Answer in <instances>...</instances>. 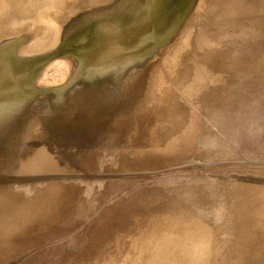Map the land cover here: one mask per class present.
<instances>
[{
    "label": "rangeland",
    "instance_id": "rangeland-1",
    "mask_svg": "<svg viewBox=\"0 0 264 264\" xmlns=\"http://www.w3.org/2000/svg\"><path fill=\"white\" fill-rule=\"evenodd\" d=\"M37 1L0 41V123L14 112L18 142L39 137L28 164L0 128L2 159L26 162L0 157V264H264V0H170L157 20L151 6L140 31L112 32L129 51L88 30L142 0L124 16L122 0H68L54 19Z\"/></svg>",
    "mask_w": 264,
    "mask_h": 264
},
{
    "label": "bare ground",
    "instance_id": "bare-ground-1",
    "mask_svg": "<svg viewBox=\"0 0 264 264\" xmlns=\"http://www.w3.org/2000/svg\"><path fill=\"white\" fill-rule=\"evenodd\" d=\"M13 0H11V1H8V2H5V0H4V2H5V5L4 6H2L1 5V0H0V9L2 8V10H1V13L0 14H2V13H6L7 15H8V18H9V20L11 19V21H9L8 19H6V18H1L0 19V30L2 31V34L0 35V41L1 42H5V41H7L8 39H10V38H12V37H20V36H24V35H18V34H16V33H12V27H13V25L12 24H15V22L16 21H18V19L19 20H21L20 18H23V19H26V18H28V19H35L36 18V14H35V16H32V15H29V16H26L27 15V13H28V11H29V9L31 10L33 7H35V5L36 4H34V2L36 1L37 3H38V1L37 0H26V1H31V2H28V3H26L24 0H21V2H17V3H15L16 5H13V3L14 2H12ZM16 1V0H15ZM47 1V0H46ZM101 1H103V0H101ZM121 1V0H120ZM124 0H122V2H120L118 5H120L124 10H123V16L126 14V12L128 11V6L126 7L125 5L127 4L128 5V2L129 1H131V0H125V2H123ZM133 1H137V0H133ZM143 1V0H142ZM141 1V2H142ZM174 1V0H173ZM173 1H170L169 0V2L167 1V3H165V2H163L162 3V0H150V2L147 4V6H145L146 4H143L142 5V3L141 2H138L137 4H136V7L135 8H133V13H136V14H138V16H137V18L134 16V15H132L131 16V18L129 19V17H128V19H129V21L128 22H126V23H122V22H119V23H116V22H118V21H121V20H117V21H115V20H108L109 22H107L106 21V24H104V23H100V24H98V23H96L97 24V26L95 27V25H94V27L92 28V29H89L88 30V33H89V36H88V39L90 40V39H98V38H101V37H103V36H105V34H107V33H109V32H116L117 31V29H118V31H123V30H126V31H129L130 33L132 32H135V31H137V29L140 31V29L139 28H141L142 27V24H144L146 21V19L149 17V15H148V13L146 12V11H148L149 10V8L152 6V9H154L153 11H148V12H151V13H154V19L157 17V18H162V17H164V16H168L169 14H172L171 12H172V8H173V6H172V4H170V2L172 3ZM175 1H177L178 2V0H175ZM187 1V2H186ZM228 1V0H227ZM226 0L224 1H222L220 4H217V6L215 7V8H224V6H228L227 4H226V2H227ZM236 1H238V0H234V2H232L231 0H229L228 1V3H229V5L230 6H233V5H235L236 4ZM35 2V3H36ZM44 2V1H43ZM116 2V1H115ZM118 2V1H117ZM135 2H134V4H135ZM146 2V1H145ZM184 2H186V3H188V0H185ZM217 2H219L218 0H217ZM3 3V2H2ZM45 3H47V2H45ZM61 3H67V5L69 6V4H70V1H68V0H50L47 4H43V5H41V6H44L43 8L46 10H49V9H53L54 11L56 10V13H54V14H51V16H50V19H54V17L56 16V14H57V10H58V7H57V9L55 8V5H58V6H61ZM93 3V2H92ZM92 3H91V5H92ZM124 3V4H123ZM186 3H184V5H186ZM4 4V3H3ZM60 4V5H59ZM94 4V3H93ZM116 4V3H115ZM114 4V5H115ZM133 3H132V5H134ZM175 4V3H174ZM216 4V3H215ZM67 5H66V7H67ZM129 5H130V3H129ZM183 4H182V6H184ZM2 6V7H1ZM135 6V5H134ZM179 6V5H178ZM38 7V6H37ZM131 7V6H130ZM133 7V6H132ZM175 7H176V4H175ZM62 8V7H61ZM60 8V9H61ZM64 8H65V6H64ZM63 8V9H64ZM69 8V7H68ZM67 8V9H68ZM38 9V8H37ZM151 9V8H150ZM191 9V8H190ZM33 10H34V8H33ZM221 10V9H220ZM62 11V10H61ZM97 11V10H96ZM40 12V11H39ZM63 12V11H62ZM132 12V11H131ZM94 14V13H93ZM129 14V13H128ZM173 14H174V12H173ZM90 15V14H89ZM84 15L82 14V13H77L76 14V16L74 17V19H73V22L71 23V24H64V23H62V25H59V26H55V27H58L59 28V31L61 32V33H63V32H65V33H68V30L73 26V24L75 23V24H77L78 22H79V20H80V18L81 17H83ZM92 16V15H91ZM129 16V15H128ZM170 16V15H169ZM172 16V15H171ZM26 17V18H25ZM87 17H89V16H87ZM140 17V18H139ZM85 18V17H84ZM84 18H82V19H84ZM157 18H156V20H157ZM91 19V18H90ZM37 20L38 19H36L35 21L34 20H32L30 23H28V24H25V28H27V26L26 25H28V26H30V27H32L33 25H35L34 27H35V31H38V26H37V24H38V22H37ZM81 21V20H80ZM123 21V20H122ZM143 21H145V22H143ZM103 22H105V21H103ZM162 23H163V19H162V21H161ZM160 21H159V23L160 24H162ZM165 22H166V20H165ZM165 22H164V24H165ZM80 23V22H79ZM159 23H157V24H159ZM160 24H159V26H160ZM12 25V27L10 28V26ZM79 25V24H78ZM78 25H76V26H78ZM83 25H84V23H83ZM86 25H87V23H86ZM81 26V25H80ZM29 27V28H30ZM144 27H145V25H144ZM146 27H148V26H146ZM29 28H27V29H29ZM143 28V27H142ZM141 28V29H142ZM160 28V27H159ZM81 29V28H80ZM146 31H147V29L146 28H144ZM8 32H7V31ZM83 30V29H82ZM81 30V31H82ZM144 30V31H145ZM150 30V29H149ZM153 30V28L150 30V32ZM180 30H181V28H180ZM4 31V32H3ZM6 31V32H5ZM56 31V30H55ZM79 31V30H78ZM129 32H124V33H126V35H129L130 33ZM149 31H148V33H150ZM153 32V31H152ZM151 32V33H152ZM1 33V32H0ZM83 33H85V32H83ZM150 33V34H151ZM113 34V33H112ZM144 34V33H143ZM142 34V35H143ZM146 34V33H145ZM155 34V33H154ZM75 35V34H74ZM114 35V37H116L115 36V34H113ZM149 35V34H148ZM3 36H7V38H3ZM95 37V38H94ZM146 37H148L149 38V36H147V34H146ZM153 37V36H152ZM151 37V38H152ZM136 39H137V36H136ZM139 39H141V38H139ZM139 39H137V40H134V41H138ZM10 40H12V39H10ZM14 40V39H13ZM113 39H111L110 41H108L107 42V44H106V46L108 47V46H110L111 44H113V45H116L117 44V46L118 47H122L123 48V50H125V51H129V48H130V43L129 42H127V41H125L124 42V40H122V38H120V37H116L113 41H112ZM103 41V40H102ZM102 41L100 42V41H95V43L94 44H99V43H102ZM131 41V40H130ZM11 42V41H10ZM105 42V41H104ZM140 42V41H139ZM141 43V42H140ZM140 43H138V45L140 44ZM93 44V45H94ZM133 44V47L134 46H137V44H136V42H133L132 43ZM117 46H115V47H117ZM78 49V48H77ZM80 51V50H79ZM1 53V52H0ZM6 53H7V51H6ZM9 54V53H8ZM11 54V53H10ZM156 54H158V53H156ZM107 55H111V53H109V54H107ZM13 58V57H12ZM10 60H11V56L9 57H6V58H2V56L0 57V61L2 62V63H4V64H8V62H10ZM13 60H15V59H13ZM30 62V61H29ZM122 62H124V60L123 59H121V58H116L115 60H113V59H108V62L106 63V65H104V66H106V67H115L117 64L118 65H120V64H123ZM11 65H13V63L11 64ZM24 65V64H23ZM28 65V64H27ZM16 66V65H15ZM22 66V65H21ZM20 66V67H21ZM113 70V69H112ZM31 71H33V70H31ZM106 71H108V70H106ZM21 72V71H20ZM93 72V71H92ZM11 73V72H10ZM19 73V72H18ZM34 73V72H33ZM88 73V72H87ZM90 73V72H89ZM100 73V72H99ZM98 73V74H99ZM106 73V72H105ZM32 74V73H31ZM102 74V73H101ZM13 75V74H12ZM25 75H27V74H25ZM105 75H107V74H105ZM11 76V75H10ZM16 76V75H15ZM34 76V75H33ZM36 76V75H35ZM100 76V75H99ZM27 77V76H26ZM21 80V79H20ZM25 80V79H24ZM28 81V80H27ZM93 83H96V82H92L91 84L93 85ZM97 85V84H96ZM33 88V87H32ZM95 88V85H93V88L92 89H94ZM98 89V88H97ZM30 90V89H29ZM32 90V89H31ZM71 90V89H70ZM100 90V89H99ZM99 90H97V91H99ZM93 91V90H92ZM94 91H95V89H94ZM58 93V92H57ZM32 95V94H31ZM133 94H131V95H129L128 96V99L127 100H129L130 98H132V100H134L135 98L132 96ZM139 96H142L143 98H144V96H145V99L147 98V96H148V94H147V92L145 93V91H141V93L139 94ZM31 97V96H30ZM15 98V97H14ZM19 98H17V100H18ZM24 99V98H23ZM28 99V98H27ZM31 99V98H30ZM144 99V100H145ZM21 101H22V99H21ZM28 102H30V101H28ZM27 102V103H28ZM26 103V102H25ZM43 104H45V102L43 103ZM10 105V104H9ZM8 105V106H9ZM15 105V104H14ZM29 106H30V104H28ZM35 105V104H34ZM7 106V105H6ZM24 107L23 108H26L25 107V105H23ZM45 106V105H44ZM100 107H104V108H106L107 107V104H105L104 103V105H102V106H100ZM6 108V107H5ZM13 109H16L15 108V106L14 107H12ZM28 108V107H27ZM103 108V109H104ZM108 108V107H107ZM106 108V109H107ZM0 109H2V108H0ZM44 109V108H43ZM100 109V108H99ZM89 110V109H88ZM18 111H19V109H18ZM22 111V110H21ZM45 111V110H44ZM5 112V111H4ZM82 112V111H81ZM13 114H14V112H12ZM17 113V112H16ZM91 113H93V112H91ZM90 113V114H91ZM12 114V116H9V117H11L12 119H15L14 121L16 122H18V120L17 119H19L20 120V118L22 119V116L20 117V115L18 116V114H17V116H15V115H13ZM79 115L80 113H74L73 114V116H75V115ZM1 115V114H0ZM9 115H11V114H9ZM35 115V114H34ZM89 115V114H88ZM87 116V115H86ZM90 116V115H89ZM92 116H94V115H92ZM18 117H20V118H18ZM24 117H25V114H24ZM35 117V116H34ZM80 117V116H79ZM83 117H84V115H83ZM43 118V115L42 114H40V119H42ZM73 118V117H72ZM75 118H77V117H75ZM39 119V120H40ZM8 120V119H7ZM7 120H4V122H5V125H4V122H2V123H0V128H1V131L3 132V130L2 129H4V133L7 135V133L10 135L11 134V136H9V137H12V133L13 132H11L10 130H14V126H15V128H18V123L16 122V123H14V125H11V126H9L10 124L8 123V121ZM92 120H93V118H92ZM72 120H70V122H71ZM73 121H74V118H73ZM97 121V120H96ZM20 122V121H19ZM36 122V121H35ZM69 122V123H70ZM75 122V121H74ZM87 120L85 119L84 121H83V126L84 127H86L88 124H87ZM92 122V121H91ZM49 122H47V121H45V122H42V124H41V126H42V128H43V130H44V135L43 136H45L48 140L50 139V137L52 136V134H51V132L50 131H53V130H55L54 128L55 127H53V126H50L49 124H48ZM93 123H95V120H94V122ZM15 124H17V125H15ZM68 123L67 122H65L64 124H63V126H66ZM92 124V123H91ZM17 126V127H16ZM12 128V129H11ZM20 128V127H19ZM77 128V127H76ZM70 129V128H69ZM20 130V129H19ZM65 130V129H64ZM68 130V129H67ZM1 131H0V133H1ZM6 131V132H5ZM7 131H10V133L9 132H7ZM22 131V130H21ZM20 131V132H21ZM63 131V130H62ZM71 131V130H70ZM74 131V130H73ZM20 132H19V134H20ZM42 132V131H41ZM15 133L17 134L18 133V131L16 132V131H14V135H15ZM23 133V132H22ZM21 133V134H22ZM20 134V135H21ZM24 134V133H23ZM26 134V133H25ZM13 135V136H14ZM35 135V134H34ZM4 136V135H3ZM8 136V135H7ZM15 136H17V139L16 138H13L12 137V141H10V142H8V143H10V144H8L9 146H10V148H9V146L6 144L7 143V141L5 142V146L7 145L8 147H5V146H3V148H5V150L2 148V150L3 151H1V153L2 152H4V151H7L6 149H12L13 150V148H14V150L13 151H11L12 152V154L14 153V157L16 158H22L23 160L25 159H27L28 158V156H30V154H33V153H28V150L29 149H31L32 147H36L35 145H37L39 142V139H37V138H39V137H35V138H33L32 136V138L29 140V141H24L23 143H20V142H18V140H20V139H18L19 137H18V134L17 135H15ZM14 136V137H15ZM24 135H21V137H23ZM8 137V138H9ZM20 137V138H21ZM53 137V136H52ZM77 140L78 139H82V138H84V137H86V131H84V133H81L80 135H77L76 136V134H75V136H74ZM5 139V138H4ZM7 139V138H6ZM14 139H16V141L17 142H15L14 141ZM46 139V140H47ZM1 140V139H0ZM13 144H12V143ZM4 143V142H3ZM3 143H1V145L3 144ZM2 147V146H1ZM1 147H0V149H1ZM11 147H13V148H11ZM16 148H18L19 149V151L18 152H15L16 150ZM36 149V148H35ZM84 149V148H83ZM26 151V152H25ZM30 151V150H29ZM33 151V149L31 150V152ZM35 151V150H34ZM33 151V152H34ZM6 152H4L3 154H5ZM3 154H0V157H1V159L2 158H4L5 159V157H4V155ZM7 154H8V151H7ZM7 154H5V155H7ZM9 154H11L10 152H9ZM27 154V155H26ZM1 155H3V157L1 156ZM12 156V155H11ZM26 157V158H25ZM7 159L6 160H8V159H12L10 162H8L9 163V165H11L13 162H16V160L13 158V157H10V155H9V158L8 157H6ZM31 158H34V157H31ZM30 158V159H31ZM4 159H2L3 161H5ZM13 159L15 160V161H13ZM22 159H21V161H22ZM29 159V160H30ZM1 160V161H2ZM28 159H27V163L29 164V161ZM47 160V159H46ZM9 161V160H8ZM20 161V162H21ZM31 161V160H30ZM50 160H48V162H49ZM6 162V165H7V161H5ZM5 162L3 163V166H4V164H5ZM19 161H17L16 163H13L11 166H10V168L14 165V167L16 166L15 164H17L18 165V163H19V165L20 164H22L24 161H22V163H20ZM46 163H47V165L48 164H50V162L48 163L47 161H45ZM44 162V163H45ZM24 163H26V162H24ZM22 164V165H25V164ZM31 164H33L32 163V161L30 162ZM0 164L2 165V162H0ZM30 164V165H31ZM0 165V166H1ZM5 165V166H6ZM9 165H7L6 167H8ZM18 165V166H19ZM21 165V166H22ZM30 165H29V167H30ZM4 166V167H5ZM14 167H13V169H14ZM23 167V166H22ZM22 167H20V168H22ZM27 167V166H26ZM37 166H35V167H32V169L33 168H36ZM10 168H3L2 167V169H3V171H8ZM16 168H18L19 169V167H17L16 166ZM16 168H15V170H16ZM23 168H25V167H23ZM22 168V169H23ZM1 169V168H0ZM2 169H1V171H2ZM4 169H7V170H4ZM12 168L10 169V171L9 172H11L12 170H13ZM17 169V170H18ZM14 170V171H15ZM16 170V171H17ZM0 171V172H1ZM13 172V171H12ZM22 183V182H21ZM46 186H48L47 184H46ZM28 187V186H27ZM46 188V187H45ZM49 188V187H48ZM29 189V191L31 192V190L30 189H32L31 187L30 188H28ZM33 190V189H32ZM46 190V189H45ZM44 190V191H45ZM25 191V190H24ZM47 191H48V189H47ZM32 194H34L35 195V192L33 193L32 192ZM30 195V196H33L34 197V195ZM45 195H46V193H45ZM27 196V195H26ZM30 198V197H29ZM31 199V198H30ZM29 199V200H30ZM34 201V200H33ZM6 210H8V209H6ZM12 210V209H11ZM40 211V210H39ZM44 212V211H43ZM42 214V213H41ZM2 219V218H1ZM0 219V220H1ZM3 220V219H2ZM1 220V221H2ZM0 221V222H1ZM4 221V220H3ZM3 221H2V225H5V224H3ZM11 222V221H10ZM43 222V221H42ZM1 224V223H0ZM13 224V223H12ZM46 224V223H45ZM6 227V226H5ZM1 228V227H0ZM6 229V228H5ZM57 253V252H56ZM56 256V255H55Z\"/></svg>",
    "mask_w": 264,
    "mask_h": 264
}]
</instances>
